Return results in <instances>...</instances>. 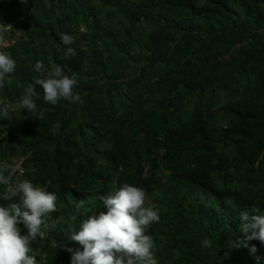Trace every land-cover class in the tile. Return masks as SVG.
<instances>
[{"label": "trees", "instance_id": "obj_1", "mask_svg": "<svg viewBox=\"0 0 264 264\" xmlns=\"http://www.w3.org/2000/svg\"><path fill=\"white\" fill-rule=\"evenodd\" d=\"M0 24L16 64L0 88L12 115L0 165L57 196L30 244L37 264H71L51 241L106 213L98 197L125 183L158 211L145 230L157 264H257L230 242L244 238L240 212L264 215V0H0ZM36 61L76 74L84 103L49 104L36 86L37 111L16 108Z\"/></svg>", "mask_w": 264, "mask_h": 264}, {"label": "clouds", "instance_id": "obj_2", "mask_svg": "<svg viewBox=\"0 0 264 264\" xmlns=\"http://www.w3.org/2000/svg\"><path fill=\"white\" fill-rule=\"evenodd\" d=\"M27 2V0H23ZM4 25L0 24V44L4 40ZM61 41L66 48V56L71 55L74 49L70 47L74 38L68 34H61ZM16 67L15 61L5 52L0 51V88L5 86L6 74H10ZM37 75L23 90V95L15 105L18 109H27L29 112L37 111L34 97L37 96V87L41 86L44 101L55 105L61 100L70 103H84L79 93L74 92L78 85L76 74H64L59 65H54L51 70L45 68L42 61H36L33 69ZM9 82H10V78ZM40 120L44 119V111L37 114ZM0 118L11 121L10 106L0 104ZM59 125L53 126L55 131ZM0 168L9 171L5 176L0 172V185L6 186L3 199L12 201L7 206H0V264H37L35 255H30V244L40 237L44 238L50 225L46 223L48 214L56 211L57 196L55 193L46 192L39 186H34L28 179H23L15 184L12 176L17 168L7 164ZM19 198L16 202L15 198ZM107 212L89 216L85 219L79 230H70L67 243L61 244L51 241L54 248L63 249L71 254V264H157L152 251L153 239L145 234V230L153 223L159 222L158 211L155 205L146 206L145 191L137 186L123 184L113 194L98 197ZM84 200L80 201L83 206ZM74 219V217H73ZM240 231L244 238L237 242H230L233 248H248L257 264L262 257L256 255L258 249L251 244L258 240L264 245V215L250 214L242 211L239 214ZM22 224L27 229L21 235L18 225ZM73 242L80 247H68ZM212 240L204 237L201 246L212 247ZM82 249V250H81Z\"/></svg>", "mask_w": 264, "mask_h": 264}, {"label": "rangeland", "instance_id": "obj_3", "mask_svg": "<svg viewBox=\"0 0 264 264\" xmlns=\"http://www.w3.org/2000/svg\"><path fill=\"white\" fill-rule=\"evenodd\" d=\"M6 29H9V27H6ZM7 42H4V44H6ZM19 164V163H18Z\"/></svg>", "mask_w": 264, "mask_h": 264}]
</instances>
